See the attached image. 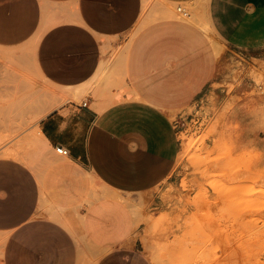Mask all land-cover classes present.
I'll return each instance as SVG.
<instances>
[{
    "label": "crops",
    "instance_id": "1",
    "mask_svg": "<svg viewBox=\"0 0 264 264\" xmlns=\"http://www.w3.org/2000/svg\"><path fill=\"white\" fill-rule=\"evenodd\" d=\"M27 43L73 97L30 140L69 154L44 170L0 156V264H155L141 207L180 186L177 121L257 87L238 70L263 58L264 0H0V45ZM242 122L233 136L264 145L259 119Z\"/></svg>",
    "mask_w": 264,
    "mask_h": 264
},
{
    "label": "rangeland",
    "instance_id": "2",
    "mask_svg": "<svg viewBox=\"0 0 264 264\" xmlns=\"http://www.w3.org/2000/svg\"><path fill=\"white\" fill-rule=\"evenodd\" d=\"M260 54L261 60L238 70L250 72L257 87L215 107L206 127L182 133L181 182L175 194L163 193L166 209L141 207L143 244L155 264H264V145L233 136V130L248 129L242 122L248 115L260 122L248 131L264 138V50ZM65 92L41 73L30 43L0 45V156L17 157L3 153L11 148L43 170L64 159L29 140L39 135L43 108L46 115L73 98ZM110 193L93 185L88 198Z\"/></svg>",
    "mask_w": 264,
    "mask_h": 264
},
{
    "label": "built area",
    "instance_id": "3",
    "mask_svg": "<svg viewBox=\"0 0 264 264\" xmlns=\"http://www.w3.org/2000/svg\"><path fill=\"white\" fill-rule=\"evenodd\" d=\"M176 8L180 15L182 16L190 15L189 10L184 5L179 4L177 5ZM207 123H208V115H201V114L193 116V118H191L189 121H186L183 119L177 121V125L179 128L180 134H181V139H182V133L184 131H187L190 128L193 132H197L203 127H206ZM55 150L57 153L63 156H66L69 154L68 149L61 145L56 146Z\"/></svg>",
    "mask_w": 264,
    "mask_h": 264
},
{
    "label": "bare ground",
    "instance_id": "4",
    "mask_svg": "<svg viewBox=\"0 0 264 264\" xmlns=\"http://www.w3.org/2000/svg\"><path fill=\"white\" fill-rule=\"evenodd\" d=\"M52 106V105H51ZM30 139L32 140V142H37V141H40V137H38V136H30ZM31 140H29V141H31ZM4 153V152H3ZM5 153H13L15 156H17L18 158H20V157H22V158H24L22 155H21V153H18V151H14V150H12V149H8ZM233 185V184H232ZM236 187V186H235ZM235 187H233V188H235ZM240 189V188H239ZM234 190V189H233ZM229 191V190H228Z\"/></svg>",
    "mask_w": 264,
    "mask_h": 264
}]
</instances>
